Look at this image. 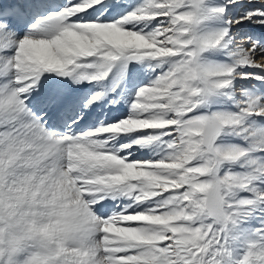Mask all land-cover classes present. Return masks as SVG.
<instances>
[{
  "label": "snow or ice",
  "instance_id": "obj_1",
  "mask_svg": "<svg viewBox=\"0 0 264 264\" xmlns=\"http://www.w3.org/2000/svg\"><path fill=\"white\" fill-rule=\"evenodd\" d=\"M264 0H0V264H264Z\"/></svg>",
  "mask_w": 264,
  "mask_h": 264
},
{
  "label": "rangeland",
  "instance_id": "obj_2",
  "mask_svg": "<svg viewBox=\"0 0 264 264\" xmlns=\"http://www.w3.org/2000/svg\"><path fill=\"white\" fill-rule=\"evenodd\" d=\"M247 2V0H245V3ZM260 28H257L255 26H246L244 29H242V31H246V32H250L252 33V35H257L259 32ZM260 33V32H259ZM264 35V34H263ZM259 36V35H258Z\"/></svg>",
  "mask_w": 264,
  "mask_h": 264
},
{
  "label": "bare ground",
  "instance_id": "obj_3",
  "mask_svg": "<svg viewBox=\"0 0 264 264\" xmlns=\"http://www.w3.org/2000/svg\"><path fill=\"white\" fill-rule=\"evenodd\" d=\"M258 28V27H257ZM260 32V33H259ZM259 32H258V34L256 35V36H261V35H263L264 34V29H259ZM252 34V33H251Z\"/></svg>",
  "mask_w": 264,
  "mask_h": 264
}]
</instances>
